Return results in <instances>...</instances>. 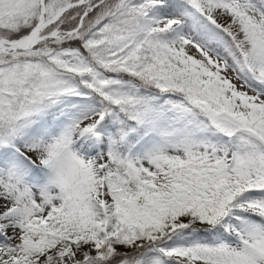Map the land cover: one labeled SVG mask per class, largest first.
<instances>
[{"label": "snow or ice", "instance_id": "snow-or-ice-1", "mask_svg": "<svg viewBox=\"0 0 264 264\" xmlns=\"http://www.w3.org/2000/svg\"><path fill=\"white\" fill-rule=\"evenodd\" d=\"M0 264H264V0H0Z\"/></svg>", "mask_w": 264, "mask_h": 264}]
</instances>
